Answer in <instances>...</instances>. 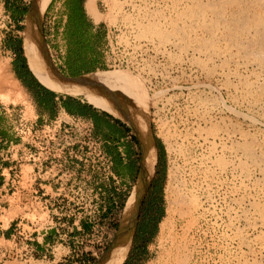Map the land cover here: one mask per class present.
Here are the masks:
<instances>
[{"label":"rangeland","instance_id":"374dc122","mask_svg":"<svg viewBox=\"0 0 264 264\" xmlns=\"http://www.w3.org/2000/svg\"><path fill=\"white\" fill-rule=\"evenodd\" d=\"M84 1L46 0L40 27L49 59L68 76L120 70L135 77L148 102L157 151L150 181L153 216L158 208L162 213L146 241L148 230L133 240L135 227L121 264H264V67L255 57L256 51L264 55V46L253 42L251 32L231 42L224 21L240 6L264 13V0H95L98 20L86 12ZM31 2L0 0V101L5 103L18 87L2 39L19 35L22 41ZM73 96L87 102L81 94ZM12 113L14 120L20 118V112ZM24 115L29 127L31 110ZM59 117L69 119L64 112ZM38 129L17 132L18 141L53 139ZM30 170L24 166L23 176ZM9 173L0 181V259L6 260L0 264H93L105 252L132 185L108 215L98 211L106 202L101 193L58 195L48 188L23 198L16 193L15 169ZM73 216L86 224L83 239H74V251L62 244L47 253L23 247L32 233Z\"/></svg>","mask_w":264,"mask_h":264},{"label":"crops","instance_id":"0c3cea01","mask_svg":"<svg viewBox=\"0 0 264 264\" xmlns=\"http://www.w3.org/2000/svg\"><path fill=\"white\" fill-rule=\"evenodd\" d=\"M19 41V35H7L1 43L3 52L10 58L11 74L20 92L14 91L7 103L0 101V147H3L7 142L18 141L17 132L28 131L30 127L50 123L61 112L68 116L85 118L92 124L93 133L101 141L102 151L109 158L111 164L112 177H108L104 182L100 195L103 199L106 198L105 206L104 203L103 206L99 205L98 211L101 210L108 215L115 212L122 197L128 193L131 185L132 187L134 185L136 167L140 161L139 157H141V148L137 136L130 126L121 119L96 108L77 96L58 94L55 90L39 82L27 66L21 47L22 41H20L21 52L17 49ZM23 59L27 68L22 65ZM42 86L52 92L47 91ZM12 99L16 101L14 102ZM66 107L71 111H67ZM28 108L31 110L32 119L29 122L30 126L26 127L24 112ZM13 111L20 112L18 113L20 118L14 120L12 118ZM24 166L27 165H19V168L17 167L18 172ZM10 168L11 161H0V181L7 180L6 171L9 175ZM35 175L30 172L27 177H24L18 173L16 175V193L23 198L34 195L35 185L32 186V184L35 182ZM39 183L44 192L49 188L55 194L53 192L55 186L52 183L48 181H40ZM4 184L5 182L2 186ZM44 192H41L40 195L45 194ZM85 231V220L81 216L66 217L56 224L53 223L32 233V237L27 240L24 239L22 245L26 251L31 253H47L50 248L61 244L63 247H68V251H74V239L77 237L83 239L82 236L85 235ZM6 234H10V230H7ZM87 249L86 246L84 250ZM84 254L86 255V253ZM0 261L5 262L6 260L0 259Z\"/></svg>","mask_w":264,"mask_h":264},{"label":"bare ground","instance_id":"6f19581e","mask_svg":"<svg viewBox=\"0 0 264 264\" xmlns=\"http://www.w3.org/2000/svg\"><path fill=\"white\" fill-rule=\"evenodd\" d=\"M45 2L46 0H32L24 19V28L21 32L23 53L30 70L39 82L46 87L61 93L81 94L88 103L96 108L104 110L126 122L133 129L142 150L138 180L126 200L120 226L108 248L93 263L121 264L132 241L139 204L150 179L152 162L154 161L156 152L154 138L149 125L147 100L141 85L137 83L135 77L127 72L120 70H94L79 75L68 76L54 64V61L52 63L51 58L49 59L48 49L44 43L40 27L41 13ZM225 2L230 4L240 3L238 0H226ZM211 6L210 4H206L205 8L215 13L216 8L214 9ZM84 7L92 19L98 20V14L95 11V0H85ZM217 14L219 15L218 12L215 15ZM224 21H227L225 22L226 35L229 36L228 38L231 42H235L238 39L235 37L251 32L254 39L253 42L264 46L263 12L259 10L252 11V9L250 11L247 7L240 6L239 9L237 8L234 17L230 16V19H224ZM255 57L264 67V55L256 51ZM244 150L250 155L248 147H245ZM183 204L185 205V203ZM165 222L161 224V227L164 226Z\"/></svg>","mask_w":264,"mask_h":264},{"label":"built area","instance_id":"2783aa9c","mask_svg":"<svg viewBox=\"0 0 264 264\" xmlns=\"http://www.w3.org/2000/svg\"><path fill=\"white\" fill-rule=\"evenodd\" d=\"M68 117H57L39 126L38 130L48 132L51 140L5 143L0 147V161L10 156V161L14 162L10 169L13 167L16 175H23L22 170H17L19 165L31 167L29 173L36 174L34 180L39 178L52 183L53 192L58 195L100 194L104 182L112 177L110 160L102 151L101 141L94 135L90 121L78 116ZM42 148L48 150L38 151ZM34 188L35 193L44 192L40 185Z\"/></svg>","mask_w":264,"mask_h":264},{"label":"flooded vegetation","instance_id":"af4514ba","mask_svg":"<svg viewBox=\"0 0 264 264\" xmlns=\"http://www.w3.org/2000/svg\"><path fill=\"white\" fill-rule=\"evenodd\" d=\"M133 104L135 105V103H133ZM132 131H133V129H132ZM156 160H157V151L155 152L154 161L152 162V169H151V173H150V179L148 181L147 187H146L145 192L143 194L144 199L142 200V203H141V207H140V211H139V215H138V222L136 224V229H135V232H134V239L133 240L137 239V237L135 238V234H136V236L142 237L143 234H141V232L148 230V228L151 225L152 219H153V209H154V207H153L154 203L153 202H154V198H153L152 194L154 193V190H153V186L154 185H153V182L151 183L150 181H151V178H152V175H153V172H154V166H155ZM141 161H142V150H141ZM146 165L148 166V164H146ZM140 166H141V163H140ZM139 173H140V171H139ZM137 180H138V176H137L136 182L134 183L132 189L134 188L135 184L137 183ZM149 192H152V193H149Z\"/></svg>","mask_w":264,"mask_h":264},{"label":"trees","instance_id":"16d2710c","mask_svg":"<svg viewBox=\"0 0 264 264\" xmlns=\"http://www.w3.org/2000/svg\"><path fill=\"white\" fill-rule=\"evenodd\" d=\"M18 51L21 52V47H20V41L18 43V47H17ZM24 60V59H23ZM22 65L27 68L26 64H25V60L23 61ZM44 89H46L47 91H51L49 89H47L46 87L42 86ZM52 92V91H51ZM67 108V107H66ZM67 111H71V109L67 108ZM159 200H161V197H159ZM162 213V209L161 208H158L156 213H155V216H153V225L150 229H148V231L146 232V235L147 237H145L143 239V242L146 241L150 236L153 235V233L155 232L156 230V227H157V222H158V219H159V216L161 215ZM143 233H145V231H143Z\"/></svg>","mask_w":264,"mask_h":264},{"label":"water","instance_id":"95a60500","mask_svg":"<svg viewBox=\"0 0 264 264\" xmlns=\"http://www.w3.org/2000/svg\"><path fill=\"white\" fill-rule=\"evenodd\" d=\"M22 40V39H21ZM21 47H22V51H23V42H21ZM24 54V53H23ZM24 57H25V55H24ZM25 59H26V57H25ZM26 63H27V61H26ZM27 66H28V64H27ZM28 68H29V66H28ZM29 70H30V68H29ZM31 71V70H30ZM32 72V71H31ZM35 76V75H34ZM37 79V78H36ZM38 80V79H37ZM39 81V80H38ZM140 163H141V157H140V162H139V165H140ZM139 171H140V167H139V170H138V174H139ZM138 176V175H137ZM137 179V178H136ZM135 182H136V180H135ZM134 182V183H135ZM143 199V198H142ZM142 199H141V201H142ZM140 204H141V202H140ZM140 204H139V206H140ZM138 214H139V209H138V213H137V218H138ZM136 223H137V220H136ZM135 227H136V224H135ZM135 227H134V229H135ZM134 232V231H133Z\"/></svg>","mask_w":264,"mask_h":264}]
</instances>
